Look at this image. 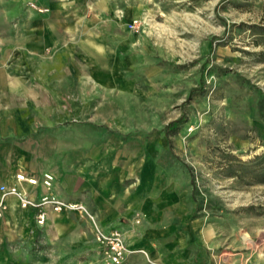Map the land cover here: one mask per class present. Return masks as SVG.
Instances as JSON below:
<instances>
[{"label":"rangeland","instance_id":"374dc122","mask_svg":"<svg viewBox=\"0 0 264 264\" xmlns=\"http://www.w3.org/2000/svg\"><path fill=\"white\" fill-rule=\"evenodd\" d=\"M127 4L139 25L117 28L126 49L109 41L94 52L86 39L12 50L6 38L27 32V15L18 26L5 3L4 64L20 67L5 75L19 77L21 112L38 134L65 126L84 130L87 143L140 147L147 172L175 185L189 220L218 233L220 254L239 232L264 229V0ZM45 240L41 231L0 236V264H46ZM77 257L106 264L96 249Z\"/></svg>","mask_w":264,"mask_h":264},{"label":"crops","instance_id":"0c3cea01","mask_svg":"<svg viewBox=\"0 0 264 264\" xmlns=\"http://www.w3.org/2000/svg\"><path fill=\"white\" fill-rule=\"evenodd\" d=\"M27 2L49 11H26ZM5 3L18 26L20 17L27 15V32H12L6 38L17 51H35L41 42L44 46L66 41L84 45L85 39L86 48L94 52L95 48L104 50L109 41L126 49L127 35L117 28L134 19L127 0H0V23L7 15ZM3 41L5 37L0 34V185L18 184L39 200L46 192L43 186L20 183L16 174L41 177L52 172L54 191L61 198L83 202L106 231L118 229L130 249L147 251V256L142 252L129 254L124 264H151L149 259L167 264H264V229L257 234L239 232L232 249L217 254L222 244L216 239L218 233L209 225L203 226L199 218L189 220L175 185L166 184L159 172H147L149 162L140 147H127L123 139L87 143L84 130L65 126L38 134L29 123V113L21 112L23 102L16 92L21 86L19 77L5 75L20 72V67L4 64ZM6 202L0 236L13 239L43 232L50 250L44 263L78 264L83 263L78 253L89 249L100 253L91 222L77 212L49 209L45 225L40 226L34 208H22L12 195Z\"/></svg>","mask_w":264,"mask_h":264},{"label":"built area","instance_id":"2783aa9c","mask_svg":"<svg viewBox=\"0 0 264 264\" xmlns=\"http://www.w3.org/2000/svg\"><path fill=\"white\" fill-rule=\"evenodd\" d=\"M139 25V19H134L130 23L131 28ZM18 182H26L29 185L41 184L45 189L44 195L36 200L32 198L27 191L20 188L18 184L0 185V218L3 217L8 205L6 198L10 195L18 199L19 205L22 208H34L35 220L40 226L45 225L48 210L54 212H61L64 210L77 212L86 217L92 224L93 235L96 243L99 246L100 254L106 264H123L127 256L133 252H142L147 256L145 249L133 250L130 249L125 240V235L118 229L106 231L98 222L97 217L93 214L87 206L80 201H70L61 198L55 191V176L52 172H44L41 177L35 175H27L24 172L16 174ZM151 264H167L161 261H151Z\"/></svg>","mask_w":264,"mask_h":264},{"label":"bare ground","instance_id":"6f19581e","mask_svg":"<svg viewBox=\"0 0 264 264\" xmlns=\"http://www.w3.org/2000/svg\"><path fill=\"white\" fill-rule=\"evenodd\" d=\"M133 21H134V19H133L131 22H133ZM244 236H245V237H244L245 239H247V240L250 239V238H249L250 236H249L247 233H245Z\"/></svg>","mask_w":264,"mask_h":264}]
</instances>
